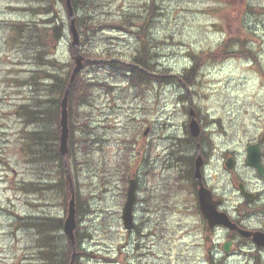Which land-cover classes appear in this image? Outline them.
I'll use <instances>...</instances> for the list:
<instances>
[{
  "label": "rangeland",
  "instance_id": "1",
  "mask_svg": "<svg viewBox=\"0 0 264 264\" xmlns=\"http://www.w3.org/2000/svg\"><path fill=\"white\" fill-rule=\"evenodd\" d=\"M90 1L93 10L81 8L79 15L87 13L96 22L102 18L109 23L131 13L136 25L145 26L140 29L145 40L109 26L88 29L80 45L81 52L116 51L123 61L113 69L111 59H97L82 70L87 78L106 85L94 86L86 110L99 138H90L88 160L82 158L79 163L83 210L76 216L75 233L91 236L78 245L81 254L76 264H126L130 259L140 264L146 255L143 259L149 264H264V250L241 243L228 254L223 252L225 233H208L198 215L191 218L182 209L191 200L186 182L179 178L187 175L188 168L179 160V150L186 147L187 154L193 152L181 141L186 131L190 134L191 97L205 148L208 183L226 190L232 217L264 228V179L244 165L246 146L257 142L264 163V0ZM59 5L66 31L50 45L46 57L65 63L70 56L69 23L64 5ZM37 6L36 0H0V264H50L48 251L61 253L68 243L63 230L46 225L54 215L66 216V210L53 201L52 192L44 191L40 166L25 162L23 137L34 124L24 123L17 114L19 106L33 103L37 90L45 95L28 83L35 69L28 51L35 49L9 41L14 22H28V30L42 26L38 22L45 17L23 11ZM234 40L238 53L231 48ZM143 46L155 60L148 62L149 78L135 87L119 68L139 57ZM196 62L193 81L187 85L179 80L178 75ZM231 153L237 155L238 172L224 168L225 156ZM130 175L137 179L138 236L133 241L139 245L144 233L147 239L149 226L158 224L159 245L148 252L134 249L130 253L135 243L121 220ZM240 176L262 193L261 203L239 206L235 193ZM88 195L92 197L83 201ZM150 201L154 211L149 216L146 204ZM40 223L45 226L38 227Z\"/></svg>",
  "mask_w": 264,
  "mask_h": 264
},
{
  "label": "trees",
  "instance_id": "2",
  "mask_svg": "<svg viewBox=\"0 0 264 264\" xmlns=\"http://www.w3.org/2000/svg\"><path fill=\"white\" fill-rule=\"evenodd\" d=\"M38 6L35 8L24 9V12L30 11L34 12L36 16L45 17L42 22H38L39 27H34L27 29L29 26L28 22H14L10 25V39L12 43L24 44L28 46V49L34 48L35 51H28V61L32 63L34 61V70L32 71L31 80L28 81L35 89L40 87L45 92V95H42L38 92L32 97V104H24L19 106L17 111L18 117L24 120V123L34 124V129L25 133L24 141L25 149L24 153L26 156L25 162L35 163L39 165V171L42 176V183L44 191L53 193V201L59 204L63 209L66 210L67 203L70 198L68 183L65 176V167L64 160L59 152V136H60V102L66 84L68 82L70 73L72 71L74 62L71 49L69 50L70 56L69 59L65 62H59L55 59H47L46 55L49 53L48 48L54 42L59 41V39L65 34L66 23L61 18L59 4L64 5L65 9V0H36ZM90 0H71V5L75 13V24L77 31L79 33V51L80 54L85 58L83 63V68L88 64L95 62L97 59H111L109 65L114 69V65L118 64L123 60L118 59L119 54L116 51L109 53L110 50L106 52H101L99 54H94L92 51L88 50L86 52H81L80 45L85 42L86 31L95 29H103L114 27L116 29H121L123 31L129 32L131 35H137L140 41L145 40V34L142 28H145L144 25H136L134 18H131V13H127L120 17L118 21L110 20L109 23L100 18L99 20L94 21L91 19L89 14L81 16L78 14V10L81 8H86L88 11L93 10V7L89 9L91 5ZM153 14L154 10L150 7ZM155 9V7H154ZM66 11V10H65ZM78 14V15H77ZM68 20V19H67ZM87 26V27H86ZM134 26L136 29H133ZM147 39V36H146ZM142 52H139V57H136L134 60L127 63L121 64L119 71L125 75L129 83L132 86L137 87V84H144L146 79L149 78V72L146 70L150 60V64H153L155 57L152 55V52L147 51L145 46L142 47ZM151 54H150V53ZM151 56L150 59L146 61L148 56ZM192 55V60H193ZM126 62V61H125ZM36 65V66H35ZM198 63L196 62L190 69L183 71L178 75L179 80H182L185 84H189L194 79V75L197 72ZM51 68L49 69L47 68ZM83 70V69H82ZM166 74V73H165ZM29 80V79H28ZM96 85H106V83L94 82L91 79L87 78L81 71L75 78L68 97V151L65 156V162L73 183L75 191V208L76 216L78 217L83 210L81 208V196L79 194L80 177L78 178V173L81 168L79 163L84 160H88L87 151L88 141L92 139L95 140L98 137L95 132V127L91 125L89 115L87 113V108L91 106L92 91ZM37 126V127H36ZM36 127V128H35ZM94 130V133L93 131ZM143 134V133H142ZM95 136V137H93ZM93 137V138H92ZM92 138V139H90ZM134 141V137L130 138V142ZM135 142L132 144L135 145ZM181 141L187 142V145L190 146V150L193 152L197 150L196 145L197 141L190 137V134L186 131V138ZM200 145L201 138L199 141ZM193 148V149H192ZM184 151L179 150V157L183 160L187 168V173L190 175L191 172V163L189 159V154H187L186 147L183 148ZM181 152H186V154ZM189 159V164L187 160ZM88 162L82 163L86 164ZM87 167H85V170ZM134 175V174H133ZM130 175L129 177H134ZM22 190L27 191L25 187H22ZM38 190V187H37ZM92 195L83 197V201H88ZM76 217V218H77ZM47 226H55L56 231L62 230L63 218L59 216H53L49 218V221L46 223ZM38 227L42 228L45 225L43 223L37 224ZM78 233V234H77ZM75 233V240L77 245V255L79 256L81 252L79 251L78 245L84 241L90 239L89 234H80L78 231ZM64 253L66 255L64 256ZM47 262L50 264H68L71 256V246L68 242L66 248L63 252L57 253L56 251L49 250L47 253ZM58 256V258H57ZM77 257V256H76ZM77 259V258H76ZM76 259L73 264H76ZM47 264V263H45Z\"/></svg>",
  "mask_w": 264,
  "mask_h": 264
},
{
  "label": "water",
  "instance_id": "3",
  "mask_svg": "<svg viewBox=\"0 0 264 264\" xmlns=\"http://www.w3.org/2000/svg\"><path fill=\"white\" fill-rule=\"evenodd\" d=\"M65 7L67 12V17L69 19V33L71 36V51L73 54V61H74V67L71 71V74L69 76V80L67 82V85L65 87L61 102H60V136H59V152L63 159H65V156L68 151V135H69V129H68V111H67V105H68V96L70 92V88L74 82L75 77L78 75V73L82 70L84 57L81 56L79 52V34L76 28L75 24V15L74 10L71 5V0H65ZM189 109V132L190 134L197 138L200 132L199 125L197 121L195 120V114L194 111L191 108ZM148 130V129H147ZM147 130H145L144 135H146ZM202 158L200 154L197 155L195 159V166H194V178L198 185L197 190V198H198V206L201 214L206 219L208 227L212 228L214 226H222L227 228L228 230H237L240 232L241 235L245 237H252L255 244L258 246L264 247V232L262 231H249V230H242L239 229L234 223L231 222L229 217L224 214L220 213L216 210V206L219 201H214L212 199V195L209 190H207L203 184H202V175H201V168H202ZM246 165L251 166L257 170V173L264 177V169L260 162V150L258 144L250 145L246 149ZM65 173L66 178L68 181L69 186V192H70V199L68 201V208H67V216L65 218L64 224H63V230L69 239L72 247V255L70 259V263L72 264L76 255L75 251V238H74V229L76 226L75 223V200H74V189L72 180L70 178L67 165L65 163ZM227 168L231 169V160L227 163ZM135 186L136 182L135 180H130L129 187L127 191V198L124 204V207L122 209V215L121 219L123 222L124 229L131 230L133 227V205L135 202ZM243 196L252 199L251 195H248L246 193H243ZM230 243H225L223 246V250L225 252L229 251Z\"/></svg>",
  "mask_w": 264,
  "mask_h": 264
},
{
  "label": "flooded vegetation",
  "instance_id": "4",
  "mask_svg": "<svg viewBox=\"0 0 264 264\" xmlns=\"http://www.w3.org/2000/svg\"><path fill=\"white\" fill-rule=\"evenodd\" d=\"M263 24V23H261ZM241 28H242V32L245 33V28H244V25L241 24ZM235 43L233 45V47H231L234 52L235 50L237 51L238 50V43L236 42V40H234ZM222 44H223V40L221 41ZM235 53H238V52H235ZM200 141V140H199ZM251 144H258L259 147H260V151H261V146L260 144L257 142V143H251ZM251 144H248L245 148V156H246V149L248 146H250ZM203 146V142L202 144L200 145V143H197L196 145V152L193 153L191 152L189 154V159H190V163H191V172H190V175L189 172L187 173L186 176H179V178L183 181L186 182V184L184 185L185 187H187L188 189V193H189V197H190V206L187 208L186 205H183L182 206V209L186 210L189 214V216L191 218H196V215H198L201 219H202V223L203 225L205 224L206 226V230L208 233H218L219 231L225 233L226 235V241L222 244V250H223V246L225 243H230V246H229V251L231 249L232 246H234L236 243H241V244H244L243 246H249V247H252L253 249H256L257 251H263L264 250V247L262 246H258L257 244H255V242L253 241L252 237H245L243 235L240 234L239 231L237 230H228L226 228H223L222 226H214L212 228H209L208 227V224L206 222V220L203 218V216L201 215L200 213V210H199V206H198V198H197V190H198V185L195 181V178H194V166H195V159H196V155L197 154H200L201 158H202V168H201V175H202V184L203 186L210 191L211 195H212V199L214 201H219L217 206H216V210L220 213H224L226 214L230 220L232 221V223H234L239 229H242V230H249V231H262L264 232V228H260V227H250L248 225H245L242 221L232 217L229 213V209H228V206H227V203L229 202V199L226 195V190H223L222 188H220L219 186H214V187H211V185L208 183L207 181V174H206V171H207V161H206V156H205V148L202 149ZM227 157V158H226ZM225 161H224V168L228 171V173H234L235 171L238 172V158H237V155L235 153H231V155H228V156H225ZM189 159L187 160V164H189ZM179 160L181 162H184L183 160L180 159L179 157ZM231 160V169H228L227 168V163L228 161ZM261 164H262V167L264 169V163L262 162L261 160ZM244 165H245V159H244ZM245 167L251 169L253 171V173L256 174V176L259 177L257 171L252 168V167H249V166H246ZM190 169V166L188 167V170ZM228 175V174H227ZM241 177V176H240ZM257 177V178H258ZM260 178V177H259ZM262 179V178H261ZM264 179V178H263ZM182 182V181H181ZM238 192V193H237ZM243 193H246L248 195H251L252 199H248L246 197L243 196ZM235 195H237V198L239 196V206L242 207V206H246V207H250L252 205H256L258 203H261V195L262 193L261 192H258L256 191L254 188H250L248 186V184L246 183V180H244L242 177L239 179V182L237 183V191L235 193ZM241 201V202H240ZM233 202V201H232ZM149 203L148 202L146 204V208H147V214L150 216L151 213H153V209L151 207H149ZM235 204V203H234ZM236 205V204H235ZM134 209H135V206H134ZM182 209H180V212L182 213ZM136 215V212L134 210V220H135V216ZM33 222L36 223V219H35V216L33 217ZM136 222V220H135ZM195 223V221H194ZM34 227V225H33ZM136 227L137 225L134 224L132 230H130V232H128V235H129V239H131L132 241L135 239V235H136ZM191 232V231H189ZM138 236V235H136ZM143 240L142 242L138 243L137 242H134L135 243V246L132 244V247L130 246L131 249H129L131 252V254L133 253L134 249H139V250H144V252H148L150 250H153L156 245H159V239L157 238L159 236V233H158V224H151L149 226V229L147 231V239H144V237L146 236V233H144L143 235ZM206 239H208V236L206 237ZM131 242V241H130ZM133 250V251H132ZM228 252H225L223 250V252L225 254H228ZM146 254V253H145ZM148 256L146 255L145 257H142L140 259V264H149L148 262L145 263L144 259L143 258H147ZM128 263L129 264H137V262H134V259H130L128 260ZM152 264V263H150Z\"/></svg>",
  "mask_w": 264,
  "mask_h": 264
},
{
  "label": "bare ground",
  "instance_id": "5",
  "mask_svg": "<svg viewBox=\"0 0 264 264\" xmlns=\"http://www.w3.org/2000/svg\"><path fill=\"white\" fill-rule=\"evenodd\" d=\"M100 46V45H99ZM114 90V89H113ZM106 116V115H105ZM165 121V120H164ZM159 122V121H158ZM162 125V124H161ZM103 136V135H102Z\"/></svg>",
  "mask_w": 264,
  "mask_h": 264
}]
</instances>
